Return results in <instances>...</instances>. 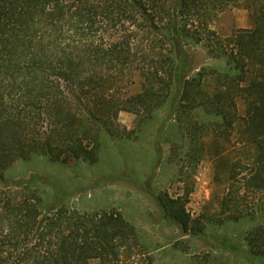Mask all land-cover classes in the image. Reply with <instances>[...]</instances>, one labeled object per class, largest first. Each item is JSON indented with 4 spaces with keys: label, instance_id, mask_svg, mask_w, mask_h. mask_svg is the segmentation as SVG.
I'll return each instance as SVG.
<instances>
[{
    "label": "trees",
    "instance_id": "1",
    "mask_svg": "<svg viewBox=\"0 0 264 264\" xmlns=\"http://www.w3.org/2000/svg\"><path fill=\"white\" fill-rule=\"evenodd\" d=\"M233 6L248 10L252 26L221 35L211 23ZM189 41L227 69L202 67L190 76ZM132 72L140 89L118 97L115 77ZM167 101L157 154L174 118L182 134L169 156L178 179L187 186L211 154L231 172L233 189L197 225L185 207L193 186L176 197L158 194L164 216L184 235H200L209 221L252 220L243 238L256 263L264 257V0H0V169L34 154L96 162L103 131L120 133V110L135 111L142 123ZM228 151L242 154L247 166L236 188L244 161ZM39 179L0 188V264H117L139 244L136 226L119 211L63 203L45 211L43 191L33 184Z\"/></svg>",
    "mask_w": 264,
    "mask_h": 264
},
{
    "label": "rangeland",
    "instance_id": "2",
    "mask_svg": "<svg viewBox=\"0 0 264 264\" xmlns=\"http://www.w3.org/2000/svg\"><path fill=\"white\" fill-rule=\"evenodd\" d=\"M211 26L221 35H227L236 29L251 27L252 21L246 8L233 6L223 11ZM185 50L190 76L202 67L227 69L222 58L209 55L200 44L189 41ZM113 85L111 90L123 98L140 89L141 77L135 72L119 74ZM169 105V101L165 102L142 123L137 122L135 111L120 110L114 123L120 133L114 138L103 131V148L96 162L71 159L61 163L42 154L19 158L0 169V188L11 180L39 177L33 184L43 191L45 211L63 203L81 211L121 212L136 226L140 240L131 254L123 253L117 264H264V257H256V263H250V257L245 254L243 233L253 225L250 219L209 221L200 235H184L164 216L158 194L176 197L193 186L185 207L193 219L192 224H199L207 214L217 211L219 198L230 186L227 179L232 177L231 172L219 167L217 158L206 154L187 186L178 179L177 167L169 156L171 141L179 142L182 134L176 119L170 120L162 131V154L158 155L155 148L158 129L169 113ZM196 113L199 117L203 115L200 111ZM238 155L243 160L242 154L228 151L227 156L235 159ZM244 165L245 161L236 167L238 179L233 181L234 188L247 175ZM234 242L236 246L231 248ZM91 264L100 263L93 260Z\"/></svg>",
    "mask_w": 264,
    "mask_h": 264
}]
</instances>
